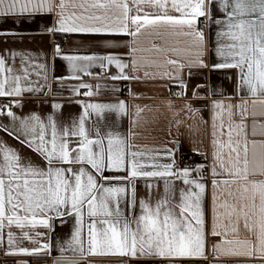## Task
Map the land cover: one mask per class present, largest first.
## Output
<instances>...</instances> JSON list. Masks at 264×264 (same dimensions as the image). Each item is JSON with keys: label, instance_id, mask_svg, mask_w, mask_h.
Masks as SVG:
<instances>
[{"label": "snow or ice", "instance_id": "1", "mask_svg": "<svg viewBox=\"0 0 264 264\" xmlns=\"http://www.w3.org/2000/svg\"><path fill=\"white\" fill-rule=\"evenodd\" d=\"M47 13L56 16L55 24L46 29L50 34L132 38L123 55H63L73 73L87 72L99 62L101 68L119 69L112 80H139L132 73L141 67H170L173 71L159 78L179 88L171 93L182 102L174 114L184 113L187 119L175 120L172 148L149 149L132 143L136 133L121 136L101 126L106 112H126L124 101L85 103L82 114L66 124L53 115L20 117L10 105L0 107V117L10 118L9 124L0 122V132L20 145L0 138V245L7 230L5 254H51L46 240L40 244L35 239L46 234L34 230H51L53 220L68 217L74 224L59 251L71 257L62 255L54 264H91L89 257L109 255L121 257L123 264H208L209 255L212 264H220L221 257L264 264V0H0L3 22ZM201 25L218 26L214 53L219 60L211 70H236L237 99H211V166L181 167V129L193 131L189 120L199 112L194 104L209 99L205 85L189 92L185 80L193 69L209 68ZM6 35L13 34L0 32ZM169 37L181 38L184 47H170ZM180 52L183 62L170 55ZM54 53L62 55L59 44ZM17 56L18 67L11 63ZM37 68L46 70V65L33 64L24 53L0 50V97L44 94L49 87L46 72L43 85L33 86L30 79ZM144 77L156 79L157 74L145 71ZM79 87L88 88L82 95L89 97L99 91L98 86L95 91L90 85ZM210 94L217 95L214 87ZM168 105L174 108L175 101ZM193 151L208 159L207 153ZM138 180L147 188L143 199L137 196ZM23 240H34L36 246L22 247Z\"/></svg>", "mask_w": 264, "mask_h": 264}, {"label": "crops", "instance_id": "2", "mask_svg": "<svg viewBox=\"0 0 264 264\" xmlns=\"http://www.w3.org/2000/svg\"><path fill=\"white\" fill-rule=\"evenodd\" d=\"M58 2V0H57ZM217 18L222 19V14H217ZM55 13L36 14L34 16H25L19 19H9L8 22L0 20V32L12 33L13 35L0 36V50H12L18 53H24L31 57L32 63L36 65H46V70L35 69L30 78L33 86L37 82L44 84V74L47 75V84L49 87L45 89L44 94L24 93L19 97H0L6 99L11 110L20 117H26L32 113L46 118L53 115L60 123H69L77 119L83 111L85 103L99 104H116L118 101L126 103V112H106L105 118L100 123L107 131L112 130L119 132L121 136H127L130 133H136L132 136V143L141 148H168L173 147V137L177 134L175 129L176 119H187L184 113L179 117L175 116V112L181 108V101L176 100L171 93L179 88L175 86L172 80L160 79L159 74L164 71H173L170 67H141L133 75L140 76L139 80H112L110 77L116 75L119 69L112 65L108 68H101L99 62L88 68L87 72L73 73L69 66V62L63 59V55H97L106 54L123 55L126 51L124 47L131 41V37H113L87 33H56L50 34L47 28L55 24ZM205 32V40L208 44V52L205 57L209 68L193 69L192 76L189 78L185 75L188 83V91L191 92L195 85L203 84L209 94L206 101H198L194 104V108H198L194 120H189L193 124V131L181 129L183 133L180 136L181 143L177 146V159L181 154H193L196 156L198 163H206L211 166L212 145L211 133L213 123V109L211 107V99H223L225 103L228 98L232 102H236V70L234 69H218L211 70V64L217 62L219 58L215 56L214 48L216 47V32L218 26H203ZM61 38L62 43L59 45L62 50L61 56L54 53V39ZM143 46L148 47V40L141 37ZM168 44L170 47L183 48L184 44L179 37H169ZM146 57H154L155 53H142ZM173 59L184 61L183 52L170 53ZM125 60L130 57L125 56ZM14 66H19L20 57L17 56L11 62ZM41 72L40 76L36 72ZM156 73V79L144 77V72ZM187 73V69L184 70ZM91 73V74H88ZM75 77V78H74ZM90 85L95 91L97 86L99 91L97 94L89 97L82 95L88 91L86 87L80 85ZM214 87L217 95L211 96V88ZM76 88V91H73ZM205 91H201L204 95ZM175 101L174 108H169L168 102ZM19 101V103H17ZM60 104V109L52 107L53 104ZM137 108L143 109V112H137ZM96 119L95 115L88 123L91 124ZM225 120L227 118L225 117ZM0 122L4 124L10 123L7 116L0 117ZM207 122V123H205ZM0 138H3L9 145L20 147L18 143L11 137L0 132ZM194 149H198L200 153H207L208 159L205 160L203 155H198ZM209 181L210 174H207ZM162 190V184H161ZM211 183L209 182L208 205L209 220L211 218ZM155 191L153 198H155ZM137 196L143 199L147 196V188L144 180L137 181ZM51 230L43 227H37L34 231L45 233L46 235L35 238L43 244L45 240L50 244L51 254L39 253L36 255H6L7 236L5 230L4 243L0 245V264H54L62 255L70 253H61L60 245L70 238L74 220L68 217L53 220ZM17 236L19 231L15 230ZM211 240L208 248L211 251ZM20 246L29 249L36 246L34 240H23ZM79 259V257H74ZM91 264H123V260L118 256H92L88 258ZM230 261L231 264H249L245 257H221L220 264L224 261ZM208 264H212V257L209 255Z\"/></svg>", "mask_w": 264, "mask_h": 264}, {"label": "built area", "instance_id": "3", "mask_svg": "<svg viewBox=\"0 0 264 264\" xmlns=\"http://www.w3.org/2000/svg\"><path fill=\"white\" fill-rule=\"evenodd\" d=\"M62 39L61 38H55L54 39V45L61 44ZM178 92V90H174L173 93ZM8 102L6 99L0 98V107L7 106ZM178 161L181 164V167L192 165L193 163H198L199 161L197 160L196 156L193 154H181L178 157Z\"/></svg>", "mask_w": 264, "mask_h": 264}]
</instances>
